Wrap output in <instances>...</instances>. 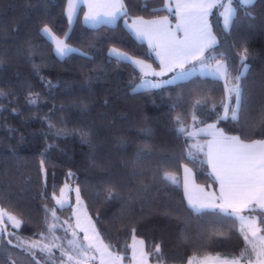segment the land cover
Listing matches in <instances>:
<instances>
[{
	"label": "trees",
	"instance_id": "obj_1",
	"mask_svg": "<svg viewBox=\"0 0 264 264\" xmlns=\"http://www.w3.org/2000/svg\"><path fill=\"white\" fill-rule=\"evenodd\" d=\"M67 3L0 0V208L22 221L19 229L8 225L0 233V264L65 263L58 248L45 252L31 244L72 237L73 206L56 201L70 183L124 264L134 236L144 240L152 263L247 258L238 217L194 210L182 172L189 166L197 183L216 184L205 159L192 150L194 128L216 123L243 141L264 140V0L237 3L228 29L219 15L211 16L217 43L206 55L224 59L228 77H241L235 119L236 98L225 81L196 75L142 88L140 71L110 55L117 49L159 68L124 20L167 16L175 26L177 15L166 0H124L118 23L98 27L85 25L81 13L71 24ZM45 27L72 47L70 53L57 54ZM249 214L264 234V213Z\"/></svg>",
	"mask_w": 264,
	"mask_h": 264
},
{
	"label": "snow or ice",
	"instance_id": "obj_2",
	"mask_svg": "<svg viewBox=\"0 0 264 264\" xmlns=\"http://www.w3.org/2000/svg\"><path fill=\"white\" fill-rule=\"evenodd\" d=\"M216 6V0H189V2L178 4L176 27L177 30H182L185 34L182 40L176 39L171 34L166 27V20L141 21L136 28V35L147 39L150 46L161 49L157 55L161 58L162 64L165 61H172L175 66L183 68L184 64L192 59L199 61L202 70L221 73L223 69L226 73V66L221 61H217L213 66L211 60L214 57L205 55L216 42L206 19L210 10ZM220 6L225 7L224 18L227 25L234 14L231 0L227 6L222 4ZM88 8L89 12L85 15V20L93 24L102 21L111 22L118 15L124 14L122 0H88ZM180 9H184V11L181 12ZM43 31L49 32L50 30L45 27ZM56 51L60 56H64L71 49L63 40H57ZM110 55L125 60L129 59L126 54L120 53L116 49L110 50ZM137 63L140 62L137 61ZM240 78V76L236 77L237 83L230 89L235 93L237 106L242 102ZM144 85L148 88L156 87L151 81H144ZM225 118H227V110ZM233 118H236L235 111H233ZM225 141L228 143L227 150L210 161L218 173L222 197L229 201L245 204L252 201L264 203V141L244 144L239 141L238 137L225 138ZM201 207H206V205H201ZM85 238L87 239V236Z\"/></svg>",
	"mask_w": 264,
	"mask_h": 264
},
{
	"label": "crops",
	"instance_id": "obj_3",
	"mask_svg": "<svg viewBox=\"0 0 264 264\" xmlns=\"http://www.w3.org/2000/svg\"><path fill=\"white\" fill-rule=\"evenodd\" d=\"M254 1L255 0H248L247 2L242 3V4L247 5V4L253 3ZM186 2H189V0H166L165 6L169 11L174 12L177 15V11H178L177 5L183 4ZM216 3H217V6L210 10V12L206 18L207 23L210 27L211 34L213 37H215V35H214V32L212 30V26H211V16L213 14L219 15L221 17V20H222L223 25H224V21H223V9H224V7L220 6L222 3H220V2L218 3V0H216ZM237 3H238L237 1L231 0L232 7H235L234 15H235L236 10H237ZM122 4H123L122 12L125 14L126 10H125V5H124V0H122ZM238 4H240V3H238ZM179 11L182 12V11H184V9H180ZM88 12H89L88 0H68L67 7H66V14H67V17H68L69 22L71 24L75 23L78 15L80 13L82 15V22L89 27H98L101 25L114 26L118 23L120 18L124 15V14L118 15L117 18L111 22L102 21V22L93 24V23L87 22L85 20V15ZM164 20H166V27L170 30L171 34L176 39L182 40L184 38L185 34L182 30H177L176 25L178 23V18H177V23L175 26L171 25V22L167 16H161V17L152 18V19H146L143 17H134L131 19L124 20L125 27L133 34V36L137 40L145 42L148 45V47L153 52L156 60L159 63V68H155L151 63L144 61V60H141V59H138V58L131 57L130 55H128L124 52H120V53L126 54L127 57H129V59L125 60L123 58H118L117 56H115V57H117L118 59L132 63L142 74L143 81H151L153 84L156 85V87H151V88L161 87V86H164L166 84L176 83L178 81H185V80H187L193 76H196V75L212 76V77H215L217 79L225 81V83L229 89V95H233L234 98H236L235 93L231 92L230 89L233 88V86L237 83V81H236V79L228 77V66H227V63L224 59H222V58L212 59L211 64L213 66H215L217 61H221L226 66V73H224L223 69H222L221 73H215V72H210V71L206 70L205 72L208 75H203L202 73L199 72L198 64H197V63H199L198 60L189 59V61L184 64L183 68L175 66L174 62H172V61H165L162 64L161 58L157 55V52H159L161 49L158 47L150 46L149 41L147 39L138 37L136 35V28L140 25L141 21L150 22V21H164ZM224 27H225V25H224ZM215 41L216 42L213 45V47L217 43L216 37H215ZM206 53H205V55H206ZM60 57H63V56H60ZM222 60H224V61H222ZM137 61H139L140 63H137ZM185 70H187V71H185ZM144 73L149 74L153 78V80H150V79L144 80V76H145ZM143 81H142V85L144 83ZM230 81L232 84V88H231L230 83H229ZM145 88H148V87H145ZM230 101H229V103H230ZM226 110H227V115H228L229 109L226 108ZM189 134L192 137L193 145L197 141L199 143L198 147L197 148L192 147V150L198 154H201L202 157L205 159V161L208 164L209 171L216 181V184L215 185H212V184L203 185V184H199L195 181L197 183V186H194L195 194L193 195V201L190 203V201L188 199V193H187L185 184L183 182L185 196H186V200H187L188 204L196 211H202L205 209H218V210H221V211H224L227 213H231V214H234V212H239V211L242 212L241 214H243V215L240 217H238V216L237 217H238L239 222H240L241 231H242L244 238L247 242V245L249 247V253H248L247 258H249V259L251 258L252 261H255L257 259L256 251H258V249L260 247H262V250L264 249V234L261 232V229H260V226L258 223V219L256 221V227H255V224H254V226H251V227H245L243 222H242V218L244 217V219H245V217H247L246 215H248L250 217V220L254 221L253 219L256 215L255 214H253V215L249 214V212L254 211V210H261L264 213V203H258L256 201H252V202H248L245 204V203L229 201V200H226L224 197H222L221 182L218 179V173H217L216 169L213 167V163L210 162V161L214 160L218 155H222L227 150L228 143L225 141V138L238 137V136L229 135V134L225 133L224 130L221 129L216 123H209V124H206L204 126L194 128V129L190 130ZM239 141L241 143H244V144H251V143L256 142V141H264V140H255V141L248 142V141H243L242 139L239 138ZM182 176H183V172H182ZM194 180H195V176H194ZM199 187H203L204 190L202 188H199ZM230 204L232 206H229ZM201 205H206V207H201ZM217 205H219V207H217ZM246 223H248V225H251L249 222H246ZM250 236L255 237V240L258 239V241L261 242V245L258 244L257 246H254L252 248L249 244ZM220 256H223V255H220ZM204 257H206V256H204ZM223 257H230V259H229L230 261H236L235 263H238V264H248L246 262L247 258L232 257V256H223ZM193 258H195V257H193ZM191 260H192V258L190 259L188 264H190ZM200 262H202V261H200Z\"/></svg>",
	"mask_w": 264,
	"mask_h": 264
},
{
	"label": "rangeland",
	"instance_id": "obj_4",
	"mask_svg": "<svg viewBox=\"0 0 264 264\" xmlns=\"http://www.w3.org/2000/svg\"><path fill=\"white\" fill-rule=\"evenodd\" d=\"M235 1L242 4L247 2L248 0H235ZM219 2L222 3L224 6H227L229 4V0H218V3ZM232 8L235 9V7ZM233 16L234 14L232 15L231 21L226 25L224 18L225 17V7H224L223 21L227 29L232 24ZM44 34L55 45V49H56V41L63 40L57 37L56 35H54L51 30L49 32H44ZM67 47L72 50L71 46L67 45ZM118 51L121 52L120 50ZM68 53H70V51H68L67 54ZM197 64H198L199 72L202 73L203 75H208L205 72L206 70H202L200 68L199 63ZM144 75H145L144 80L145 79L153 80V78L149 74L144 73ZM229 83L232 88L231 81ZM142 88H145L144 83L142 85ZM229 101L230 98L228 100V103ZM238 107L239 106H237V104L235 103L234 111L236 113V116L238 112ZM198 144H199L198 141L195 142L194 145L192 143V147L197 148ZM167 177H169L170 180L174 181L176 180L177 175L167 174ZM182 179L188 193V199L191 203L193 201V195L195 194L194 186H197V183L195 182L196 180H194V171L189 166L186 165L184 166ZM199 188L203 189V187H199ZM56 201L59 206H65L67 204L73 206L75 223L70 224L72 237L68 239H61L60 237L55 235L48 240L32 243L31 244L32 247L40 248L45 252H52V250L58 248L65 256L64 264H124V256L119 255L113 252L112 250H110V248L102 240L95 226L94 221L92 220V218L88 213L85 202L83 201L79 193V190L75 185H73L72 183L66 185L63 188L62 194L59 197H57ZM241 213L242 212L240 211L234 212V215L240 217L243 215ZM246 216L247 217H245V219L244 217L242 218V222L244 226L251 227L254 226L255 224L256 227V221L258 219L257 216L254 217L253 219L254 221L250 220V217L248 215ZM246 222H249L251 225H248V223ZM8 225L16 229H19L22 225V221L14 214L9 213L8 211L0 208V233L6 232ZM86 236L87 239L85 238ZM249 244L253 248L258 244L261 245V242L258 241V239L255 240V237L250 236ZM130 246H131V254H130L131 260L129 264H159V263H152L150 261L148 253L145 248V242L142 238L134 236L132 238V242ZM256 253H257V259L255 261H252L251 258L246 259V262L248 264H264V249L262 250V247H260L258 251H256ZM229 259L230 257H223L220 255H209L206 257L192 258L190 264H200V263L201 264H238L235 263L236 261H230Z\"/></svg>",
	"mask_w": 264,
	"mask_h": 264
}]
</instances>
